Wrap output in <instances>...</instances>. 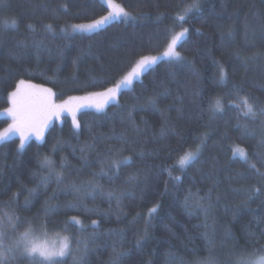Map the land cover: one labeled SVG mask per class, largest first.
I'll return each instance as SVG.
<instances>
[{
    "label": "trees",
    "instance_id": "trees-1",
    "mask_svg": "<svg viewBox=\"0 0 264 264\" xmlns=\"http://www.w3.org/2000/svg\"><path fill=\"white\" fill-rule=\"evenodd\" d=\"M113 2L133 17L83 33L70 26L105 15L101 0H0V110L20 80L51 88L61 103L113 87L142 55L159 57L102 111L82 108L79 128L65 112L23 149L18 136L0 142L5 243L30 226L39 237H70L73 249L88 238L85 264H109L114 247L125 252L120 264H198L209 256L223 264L261 248L264 123L241 114L240 98L264 107V0H197L183 21L193 0ZM12 19L15 26L5 23ZM183 29L181 58H165ZM217 103L222 111L213 110ZM8 123L0 118V130ZM233 145L247 150V162ZM189 151L196 156L182 165ZM44 156L62 182L40 167ZM126 156L130 162L110 166ZM89 180L103 191L77 195L72 185ZM209 202L206 213L199 205ZM8 216L19 217L15 231ZM63 264H73L71 256Z\"/></svg>",
    "mask_w": 264,
    "mask_h": 264
},
{
    "label": "snow or ice",
    "instance_id": "snow-or-ice-1",
    "mask_svg": "<svg viewBox=\"0 0 264 264\" xmlns=\"http://www.w3.org/2000/svg\"><path fill=\"white\" fill-rule=\"evenodd\" d=\"M102 3L109 9L106 15L100 16L98 19L92 20L90 23L73 24L71 27L74 30L81 32H93L101 28L106 23L117 19L121 16L128 17V13L123 7L113 2V0H102ZM66 7V6H65ZM199 4L197 0H193V3L184 9V15L179 16L181 21L185 20L186 16L193 10H198ZM6 24L15 26L16 20L5 21ZM31 27V25H29ZM47 28H51V25H47ZM188 29H183L178 34L172 36L171 41L168 43L165 52L166 57H172L179 59L181 54L176 51V45L182 37L185 36ZM158 56L142 55L138 60L134 62L130 71L122 76L120 80L116 82L113 87L106 88L103 92L89 93L82 97L70 96L61 103H56L54 97L56 93L51 88H45L43 86L32 85L29 82L20 80L13 91L8 93L7 102L8 107L0 110V118H8L11 123L7 125L3 130H0V142H5L11 137L18 136L20 149H23L25 143L30 139L32 135H35L38 139H42L45 130L48 128L51 120L59 118L65 112L70 113L72 117V123L74 127L79 128L80 123L76 119V115L82 108L94 107L97 111H102L105 106L112 100L117 98L121 89L130 88L133 82L138 80L142 74L146 73L151 67L156 64ZM221 79H224V72L221 68ZM242 115L246 118L256 120L262 119L264 123V107H256L253 103L249 102L248 97H241ZM232 107H237L236 104H232ZM214 111H222V106L217 103ZM246 129L247 125H243ZM123 138V137H118ZM261 144L264 145V139ZM82 152L84 149L81 150ZM199 151V149H197ZM234 156H239L244 162L248 161L247 150L234 146L232 148ZM196 156V152H186L181 158V164H186ZM130 156L120 157L119 159L111 160V167L119 168L121 165L131 161ZM41 168H48L50 175H55L57 182H62L63 174L56 172L53 167V161L44 156L40 161ZM63 167V164L61 165ZM250 168L255 169L254 164L249 165ZM103 174V169H101ZM93 175H97L93 173ZM264 175V174H261ZM129 179H132L131 177ZM74 192L79 195L84 192L85 195L95 193L97 190L103 191L102 187L95 183L93 180H89L84 187L72 185ZM31 192H35V189H31ZM259 189H254L253 192H258ZM109 198L114 196L113 192H108ZM203 199V198H202ZM199 207L203 208L206 213L211 208V203L207 205L201 203ZM151 211H155L152 209ZM72 222L80 224L83 227L82 222L77 217L70 218ZM19 217L8 216V225L12 227L13 231L16 229V221ZM97 222L92 221L95 225ZM47 233L44 232L46 237ZM253 235V234H250ZM94 237L95 234L93 233ZM7 238L6 226L2 220H0V264H13L17 259H28L32 264H63L67 257L71 256L73 264H85V256L88 252V238L77 239V247L73 249L72 239L70 237H63L57 245H50L47 239H41L37 236L35 229L31 226L20 232L15 238L10 239L8 243H5ZM139 243V241H137ZM211 244V241H209ZM211 251V249H210ZM125 255L122 249L113 248V255L109 260V264H120V259ZM198 264H220V262L212 256L207 257L203 261H199ZM223 264H264V246L259 249H253V251L247 255H241L233 261L225 260Z\"/></svg>",
    "mask_w": 264,
    "mask_h": 264
},
{
    "label": "rangeland",
    "instance_id": "rangeland-1",
    "mask_svg": "<svg viewBox=\"0 0 264 264\" xmlns=\"http://www.w3.org/2000/svg\"><path fill=\"white\" fill-rule=\"evenodd\" d=\"M102 1V0H101ZM115 3V2H114ZM117 4V3H116ZM108 11H109V9H108ZM128 12V11H127ZM128 13H130V12H128ZM107 14V13H106ZM105 14V15H106ZM133 16H132V14L130 13V16H128V17H124V16H121V17H119V18H117V19H127V18H132ZM114 20H116V19H114ZM113 21V20H112ZM91 21H89V22H84V23H90ZM111 22V21H110ZM76 24H79V23H76ZM107 24V23H106ZM105 24V25H106ZM73 25V24H72ZM104 26V25H103ZM102 26V27H103ZM70 28H71V30L72 31H75V32H81V31H78V30H74L71 26H70ZM83 33H89V32H83ZM180 33V32H179ZM178 43V42H177ZM165 52V51H164ZM163 55V54H162ZM164 56V55H163ZM165 58H172V57H166V56H164ZM33 85V84H32ZM55 102L56 103H60V102H58L57 100H55ZM54 119V118H53ZM53 119L51 120V122L53 121ZM11 122V120L9 119V123ZM50 122V123H51ZM8 123V124H9ZM7 124V125H8ZM7 125L5 126V127H7ZM4 127V128H5ZM3 128V129H4ZM3 129H1V130H3ZM30 138H37L35 135H32ZM19 143H20V141H19V138H18V145H19ZM234 146H238V145H233L232 146V148L234 147ZM20 149V148H19ZM189 152H194V151H189ZM232 154H233V152H232ZM185 155V154H184ZM183 155V156H184ZM182 156V157H183ZM238 156V155H237ZM181 157V158H182ZM239 157V156H238ZM181 158H180V161H181ZM181 163V162H180ZM38 236V235H37ZM40 238L41 239H47V241H48V243L50 244V245H57L58 243H59V241L63 238V236H61V235H51V236H47V237H44V236H40Z\"/></svg>",
    "mask_w": 264,
    "mask_h": 264
},
{
    "label": "bare ground",
    "instance_id": "bare-ground-1",
    "mask_svg": "<svg viewBox=\"0 0 264 264\" xmlns=\"http://www.w3.org/2000/svg\"><path fill=\"white\" fill-rule=\"evenodd\" d=\"M74 24V23H73Z\"/></svg>",
    "mask_w": 264,
    "mask_h": 264
}]
</instances>
